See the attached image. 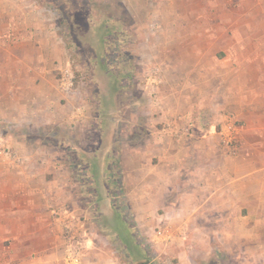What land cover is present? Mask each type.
I'll list each match as a JSON object with an SVG mask.
<instances>
[{
  "label": "rangeland",
  "instance_id": "rangeland-1",
  "mask_svg": "<svg viewBox=\"0 0 264 264\" xmlns=\"http://www.w3.org/2000/svg\"><path fill=\"white\" fill-rule=\"evenodd\" d=\"M4 31L11 41L44 40L54 48L51 73L60 96L50 106L39 100L50 112L31 123L7 96L0 138L30 137L35 150L69 172L60 194L87 232L90 259L83 264H209L215 239L207 218L214 210L197 212L188 203L196 169L184 158L209 151L215 172L219 164L237 169L234 160L242 158L264 184V0H0ZM155 77L156 99L147 84ZM68 118L77 128L65 125ZM49 120L58 123L43 125ZM110 121L117 129L111 143ZM204 134L210 144L190 142ZM161 152L178 153L180 163L168 170ZM259 213L264 217V202ZM118 216L144 257L134 260L123 244ZM229 245L222 264H264L263 249L243 256Z\"/></svg>",
  "mask_w": 264,
  "mask_h": 264
},
{
  "label": "crops",
  "instance_id": "crops-1",
  "mask_svg": "<svg viewBox=\"0 0 264 264\" xmlns=\"http://www.w3.org/2000/svg\"><path fill=\"white\" fill-rule=\"evenodd\" d=\"M6 32L0 34V114L6 113L5 98L12 95L13 103L16 102L15 105L20 108V114H25L27 121L31 123L37 114L41 117L40 115L44 116L46 112H50V107H39V100H45L50 106L55 101L54 97L60 96L58 84L55 86V78L51 73V67L55 61L54 48L52 43L44 40L39 41V45L37 40L31 41V39L27 41L19 38V41L14 42L10 40L11 35ZM5 82L9 85L7 92L4 90ZM114 111L112 109L109 113L114 114ZM78 115L75 123L80 124L83 114ZM110 117L115 120L114 116ZM68 119L65 125L72 123L77 128V125L73 124L74 120ZM105 119L108 118L105 117ZM57 123V120L56 122L49 120L43 125ZM113 123L110 121L112 128L109 130V140L105 137L109 143L117 132ZM103 126L100 123L99 144L106 143L102 139ZM175 133L174 140L180 139L177 132ZM171 134L174 135L173 132ZM219 135L221 137L223 134L220 132ZM168 138L169 136H164V140H170ZM200 138L202 139L192 135L189 139L191 143H194V139H198L196 144L200 141L203 147L206 146L204 143L210 144L212 140V136L208 134ZM185 139L188 138L185 137ZM62 141L69 145L70 137L66 136ZM8 143L22 156L24 162L16 165L0 151V261L1 256L14 257L11 262L4 260V263L0 262V264H54L57 258L58 264H67L65 263V240L54 208L60 206V211L66 210L71 215L63 204L64 197L61 198L60 194L63 193L69 180V172L66 170L64 172L63 166L53 162L52 157L35 150L36 144L30 137L21 136ZM201 151L197 153L190 151L184 160L189 158L191 162H194L196 169L195 178L189 184V193L193 195L192 202L188 203H192L197 212L200 209L214 210L212 215L214 218L210 217L211 219L207 218V220L209 223L212 222L213 238L221 244L214 241L211 247L212 252L208 256H219L220 259L226 257L230 251H233L232 245H229L231 243L237 245L239 255L250 256L257 254V251L262 253L264 217L260 215L259 209L264 202V184L261 182L260 174L257 170H246L243 167L244 159L242 158L234 160L238 162L237 169L218 163L220 171L216 173L212 170L215 160L210 158L213 156L212 153L206 150ZM160 154V160L165 162L164 166L168 170L172 163L175 166L176 162L180 163L181 158L178 153L161 152ZM201 157H208L209 160L205 158L206 161H198ZM124 158L126 155H121L120 159ZM60 174H62L61 177L66 174L61 181ZM164 176L166 179L169 178L167 174ZM226 210H228L227 213ZM231 210L235 212L233 216H230ZM60 247H64L63 251ZM224 247L228 252L224 250ZM88 249L90 248H86L83 262L86 258L90 259L87 257ZM219 251L222 253L219 254ZM23 258L25 261L21 262Z\"/></svg>",
  "mask_w": 264,
  "mask_h": 264
},
{
  "label": "built area",
  "instance_id": "built-area-1",
  "mask_svg": "<svg viewBox=\"0 0 264 264\" xmlns=\"http://www.w3.org/2000/svg\"><path fill=\"white\" fill-rule=\"evenodd\" d=\"M65 84L66 80L64 81L63 85ZM147 84H151L150 95L152 94L156 99L157 97L155 95V92L152 91V88L155 85H158V78H152L147 82ZM65 89H69L67 85L65 86ZM232 141L233 139L229 137L224 140V143L228 146L232 143ZM0 149L1 154L12 161L14 164L20 165L24 162L22 156L14 151L7 142L1 140V138ZM56 216L60 220L62 237L65 240L67 264H82L83 257L87 248V233L82 226L83 224L80 222V220H75L74 216L70 215L66 210L56 212Z\"/></svg>",
  "mask_w": 264,
  "mask_h": 264
},
{
  "label": "trees",
  "instance_id": "trees-1",
  "mask_svg": "<svg viewBox=\"0 0 264 264\" xmlns=\"http://www.w3.org/2000/svg\"><path fill=\"white\" fill-rule=\"evenodd\" d=\"M115 224L119 237L121 238L123 244H125V246L132 252L134 260L144 257V251L141 247L142 245H140L138 240L135 238L129 223H127L122 216H118L115 220ZM218 253L220 254L222 252L219 251ZM208 261L209 264H222V258L220 259L219 256H215L213 259H209Z\"/></svg>",
  "mask_w": 264,
  "mask_h": 264
}]
</instances>
